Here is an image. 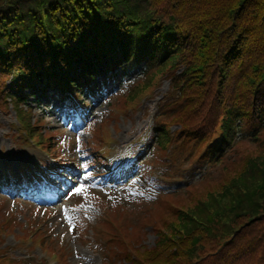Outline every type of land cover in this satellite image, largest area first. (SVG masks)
Instances as JSON below:
<instances>
[{"label":"trees","instance_id":"1","mask_svg":"<svg viewBox=\"0 0 264 264\" xmlns=\"http://www.w3.org/2000/svg\"><path fill=\"white\" fill-rule=\"evenodd\" d=\"M128 66L137 77L114 94L115 117L170 79L137 160L210 169L161 198L149 221L156 244L127 250L128 264H264V0H0V116L13 107L19 134L55 150L64 168L48 171L53 180L77 165L79 149L87 175L112 182L100 158L111 130L61 153L58 129L23 103L52 89L84 105L94 78ZM4 251L0 264L21 262Z\"/></svg>","mask_w":264,"mask_h":264},{"label":"rangeland","instance_id":"2","mask_svg":"<svg viewBox=\"0 0 264 264\" xmlns=\"http://www.w3.org/2000/svg\"><path fill=\"white\" fill-rule=\"evenodd\" d=\"M136 70L126 69L120 67L118 73L111 76V74H104L102 78H94L93 82L96 84L98 90H102L104 94H110L111 91L122 88L123 83L122 79L127 78H136ZM170 87V79L167 77H161L160 87L155 90V95L148 96L143 100L137 110H128L127 113H118L117 117L112 118L108 122V127L113 130V139L114 146L117 149L123 148L127 150L128 159L134 160L136 155L139 153V143L135 140L138 138V141H141V137L145 134L144 130L149 125L150 121L153 118L155 113V106L163 102L164 95L167 93ZM109 89V90H108ZM29 89H27L28 91ZM57 94V95H56ZM51 89L46 94L39 93L37 95V100L34 96H30L28 103H23L25 107L28 104L34 106L35 113L45 115L47 127H65L64 132L66 136L73 135L81 137L83 140L89 142H100L102 139L101 133L105 129V122L107 116H111L110 110H115L113 103L110 101V97L103 98L100 93H97L96 96L91 95L88 91L83 93L84 98L88 102V106L85 109H79L75 111L74 109H69L67 104L62 101L60 98V93H56ZM43 105H48L46 109H43ZM94 120L97 124H91V131L89 130L88 122ZM17 122L16 112L14 109H10L9 113L1 112L0 116V181L2 182L0 186V199L3 198V195H10L16 197L13 189L12 183L13 179L8 180L7 174L8 170H13L15 179L22 181L23 174H25V180L29 187L36 185V178L42 179L40 188L44 190L45 197L41 199L43 205L58 206L59 211L52 218L42 219L44 211L39 213V216L34 218L35 211H38V207H34L32 204H27L23 201L22 204L15 199L14 203L12 200H8L6 208L10 210L19 209V219L23 221V225H17L16 228L9 232L6 235H2L5 239V243L0 246H9L8 253L15 258L24 259V264H37L43 262L44 260H53V257H50L45 250H43L39 245L31 247L29 245V238H18V234L22 235L26 233V228H29L27 225L28 220L33 218L35 227H40L47 230L48 232L51 229L48 227L52 225L51 233L54 234L57 232L58 235L65 237V241H59L60 244H65L67 250L69 251V262L71 264H103L104 256L98 250H96L92 245L87 243L85 240H81L74 227L70 226L71 215L78 213L79 210L71 211L70 205L68 204L71 199H74L79 194L80 197H83L86 193H89V190L93 186V181L90 178H85L83 169L79 166L75 169L74 172H70L67 178L61 179L59 185L54 188L59 190L60 188H66V191L62 196L64 199L55 200V197L51 194L54 193L51 191V182L46 177L45 173L47 166L43 164L45 160H50V164L58 167V163L50 159V156L40 148L35 145L31 140H25L15 128ZM100 124V125H99ZM118 128V130L116 129ZM58 129V135L63 136V130ZM172 129H176V125L172 126ZM55 131V129H54ZM92 133L95 137H92ZM99 138V139H98ZM74 137H70L68 141H73ZM81 141V140H80ZM82 142V141H81ZM57 146H60L57 145ZM66 148L70 149V143H67ZM131 148V150H130ZM114 150V149H113ZM112 150V151H113ZM148 160V159H147ZM146 160V161H147ZM145 161V166L148 164ZM199 168H190L188 164L185 165V178L189 181H196L200 177L197 173ZM138 170H133L130 172L132 174V180L121 179L117 183L113 184L110 187V191L117 193L120 196L126 194H132L141 191L140 184L143 186L144 180L142 181L141 176L139 175ZM205 173H210L209 169L205 167ZM153 172L156 175H159L158 162L153 165ZM5 176V177H4ZM64 181V182H63ZM10 183V184H8ZM42 185V186H41ZM82 191L76 192L75 189L81 187ZM150 184H146L148 188ZM47 188L48 192L45 190ZM40 189V191H41ZM109 189V188H108ZM55 194V193H54ZM58 201H61L58 204ZM81 205L89 213V217L95 222V215L99 213V210L96 208L91 199H83ZM130 205L138 204L135 202H130ZM0 209L1 205H0ZM37 219V220H36ZM47 221V224L45 223ZM32 232V230L30 231ZM16 234V236H15ZM154 234L149 233L145 241L149 244L154 242ZM6 244V245H5ZM58 245V243H55Z\"/></svg>","mask_w":264,"mask_h":264},{"label":"snow or ice","instance_id":"3","mask_svg":"<svg viewBox=\"0 0 264 264\" xmlns=\"http://www.w3.org/2000/svg\"><path fill=\"white\" fill-rule=\"evenodd\" d=\"M82 190H83L82 186L79 187V188H76V189H75L76 192H80V191H82Z\"/></svg>","mask_w":264,"mask_h":264}]
</instances>
